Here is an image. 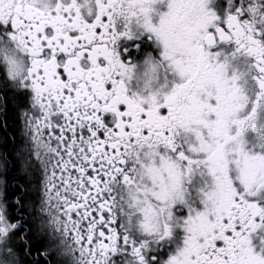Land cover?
<instances>
[{
    "label": "snow or ice",
    "instance_id": "snow-or-ice-1",
    "mask_svg": "<svg viewBox=\"0 0 264 264\" xmlns=\"http://www.w3.org/2000/svg\"><path fill=\"white\" fill-rule=\"evenodd\" d=\"M0 85L58 264H264V0H0ZM6 209L0 264H26Z\"/></svg>",
    "mask_w": 264,
    "mask_h": 264
},
{
    "label": "flooded vegetation",
    "instance_id": "flooded-vegetation-1",
    "mask_svg": "<svg viewBox=\"0 0 264 264\" xmlns=\"http://www.w3.org/2000/svg\"><path fill=\"white\" fill-rule=\"evenodd\" d=\"M6 96L7 100L0 101L7 106L6 115L0 117V201L6 198L9 222L20 225L12 246L26 264H35L42 254L52 264H58L65 259L67 246L72 242L55 231V225L44 211L47 178L34 154H29L33 145L24 116L27 100L11 90ZM25 246L33 249L27 255L23 251ZM49 249L51 255H48ZM67 259L72 264V258Z\"/></svg>",
    "mask_w": 264,
    "mask_h": 264
},
{
    "label": "trees",
    "instance_id": "trees-1",
    "mask_svg": "<svg viewBox=\"0 0 264 264\" xmlns=\"http://www.w3.org/2000/svg\"><path fill=\"white\" fill-rule=\"evenodd\" d=\"M9 115H10V118H11V120H13L12 113H11V114H9Z\"/></svg>",
    "mask_w": 264,
    "mask_h": 264
}]
</instances>
